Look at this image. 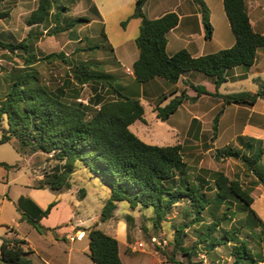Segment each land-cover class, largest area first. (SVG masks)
I'll return each mask as SVG.
<instances>
[{
    "label": "trees",
    "instance_id": "16d2710c",
    "mask_svg": "<svg viewBox=\"0 0 264 264\" xmlns=\"http://www.w3.org/2000/svg\"><path fill=\"white\" fill-rule=\"evenodd\" d=\"M4 0H0V4ZM199 6L205 30V39L213 37V26L210 9L204 0H194ZM147 0H137L133 18L141 20L136 46L139 57L133 65V80L125 85L118 78V71L101 70L94 62L69 61L65 54L51 53L37 55L34 43L29 39L19 43L6 42L0 39V49L18 55L24 66L11 73L10 84L4 100L0 103V145L16 141L22 148L45 154L54 153L59 167L48 183L49 189L55 192L69 190L72 187L71 177L78 165L88 168L94 175L107 184L109 197L101 212L103 222L111 219L120 202L127 201L135 210L138 207L153 209L156 216V228L167 218L173 207L187 201L193 214L192 223H204L203 213L211 205L221 207L225 202L232 204L234 198L241 206L250 209L255 200L251 190L243 188L239 180H229L219 174L215 180L214 198L207 196L205 189L208 183L200 180L198 184L189 180L184 161V148L181 144L171 146L151 145L140 139L131 131V126L138 121H145V108L141 102V86L153 79L161 78L177 84L183 77L192 72L212 77L215 92L211 93L203 86L191 84L197 93L195 97L187 96L183 91L170 102L165 96L155 107L156 116L161 121H168L187 101L197 102L199 97L207 95L219 98L222 109L213 120V132L217 135L218 123L227 105L254 106L259 99L264 101V79L258 83L257 93L249 91L223 95L220 88L228 82L229 73L237 67L250 69L256 62L258 51L264 48V34L255 31L248 13L246 0H223L224 10L229 20L235 44L228 49L193 57L186 49L173 55L167 53V35L179 25V15L170 12L157 19H148L144 13ZM52 0H39V5L28 19L29 26H41L49 21L52 13ZM62 7L56 13L59 21ZM7 14L0 13V20ZM128 19L127 21H129ZM89 23L84 17L72 19L62 30L70 31L77 25ZM126 22L123 23L125 25ZM106 47L110 52L114 67L120 64L114 55V48L107 36ZM100 46L76 48L75 51L86 53L99 49ZM60 60L67 65L68 72L63 86L53 90L43 81L36 65L42 61ZM117 68V67H116ZM88 84L102 86L103 90L90 99L88 105L78 100L82 88ZM134 87V88H132ZM105 91V93H102ZM174 92L171 96L176 95ZM110 98V99H109ZM99 107L98 109H96ZM93 115L88 117L89 109ZM240 148L228 146L220 150L219 158L241 160L250 171L256 172L259 184L264 187V168L256 169L264 157L263 141L247 136H239ZM0 167L10 166L0 161ZM38 189H46L39 186ZM57 203H51L46 209L41 208L29 197L21 196L17 203L20 222H27L39 234L55 231L45 227L41 222L49 217ZM230 207H227L229 210ZM234 214L226 211L221 218L214 215V221L206 226L195 242L192 250L199 244L205 245L208 251L216 250L223 245L233 244V264H260L248 242L239 240L234 232L221 230V226L232 220ZM98 225L86 229L85 238L89 240V257L95 264H124L120 256L119 240L98 229ZM188 224L175 228V247L182 248L183 236ZM11 237H2L0 246V264H33L34 251L25 239L18 237L15 228L8 227ZM220 234L216 235V233ZM237 232V231H236ZM238 233V232H237ZM192 255V252H185ZM172 264H184L172 259Z\"/></svg>",
    "mask_w": 264,
    "mask_h": 264
},
{
    "label": "rangeland",
    "instance_id": "374dc122",
    "mask_svg": "<svg viewBox=\"0 0 264 264\" xmlns=\"http://www.w3.org/2000/svg\"><path fill=\"white\" fill-rule=\"evenodd\" d=\"M210 1L214 38L211 41H204V36H202V41L197 47L199 52H196V46L195 48L189 46L188 39L180 38L175 40V43L171 42L168 49L170 55L186 49L196 57L204 53L210 54L227 49L234 44L235 37L225 13L223 1ZM52 2L53 10L49 21L37 27L29 26L28 19L32 12L38 8L39 0H4L0 4V13H5L7 16L0 20V39L19 43L29 39V33L33 32L31 41L34 43L38 56L62 52L73 63L77 61L94 62L99 64L98 67L101 70L112 71L114 61L106 47L105 32L107 31L111 43L117 48L120 44H125V48H129L130 40L139 35V20H125L126 23L123 25L116 24V19L111 18L107 24L106 21L103 24L96 20L92 24L83 23L70 31L56 32L55 35L50 36L56 30H62L70 20L80 18L85 10L89 11L85 15L94 17L93 11L89 10L88 0H52ZM62 7H66L68 11L61 10V16L57 21L56 13ZM199 34L198 31V36H200ZM127 41L129 42L126 44ZM92 46L100 47L86 53L75 51L76 48L83 49ZM133 47L137 50L135 42H133ZM23 66L24 63L18 55L0 49V103L4 100L7 87L10 84V79L7 76ZM241 68L243 67H239V69ZM36 69L40 71L42 81L53 90L63 86L66 73L69 71L67 65L60 60L42 61L36 65ZM193 73L194 77L192 78L195 81L207 82L211 80L210 82H212L213 80L212 77L202 73ZM118 78L126 85L132 82L123 70L118 71ZM166 84H159L157 81L151 80L145 83L143 88L141 87V102L145 108V121L136 122L131 126V131L151 145L181 144L184 148L183 156L186 163L185 175H188L189 180L195 184H198L200 180L206 181L208 186L205 191L210 198H214L216 193L215 180L219 174L226 176L229 180H239L243 188L251 190L255 202L250 209L255 212L254 214H251L248 207L241 206L238 201L232 198V204L225 202L221 207L211 205L209 210L204 211L202 215L204 223H192L193 214L189 210L187 201H184L176 204L167 218L156 228L154 226L156 216L153 209L138 207L133 210L127 201H123L120 202L113 217L103 222L101 212L109 197V188L100 177L80 164L71 177V189L62 192L52 191L49 189L48 183L52 181V175L56 169L62 168V164L59 165L53 157L54 153L33 152L29 148H22L16 141H11L0 145V161L10 166V168L0 167V245L2 237L12 236L8 232V227L15 228L22 236H27L39 249L43 246L42 240H57L53 232L48 231L45 237L47 239H44L33 226L19 221L17 203L19 198L24 196L31 198L45 209L51 203H57L58 206H55L56 209L47 224H60L58 230L66 229L69 234L63 235L62 238H67V240L61 238L62 243H59L61 246L65 245L66 248L69 245L79 247L87 242L86 239L84 243L76 245L77 243L70 241L69 235L75 236L76 232L85 231L97 224L99 225L98 229L116 235L121 243V250L125 246L127 252L133 255L135 261L138 260L139 263L143 260L146 263L151 262V264H172V259H174L184 264H233L235 260L232 255L233 244L220 246L213 251H208L205 245L199 244L197 249L192 250L202 231L214 221V215L221 218L227 211L234 215L231 221L225 220V223L220 227L221 230L234 232L239 240L247 241L249 249L256 259L260 261L259 256H261V260L264 261V187L259 184L257 173L250 171L241 160L219 158L218 153L228 146L240 148L237 141L239 136L235 137L234 135H240L245 123H254L258 116L251 118L249 112H244L241 109L238 110L239 115H237L235 113L237 105H229L225 117V125L228 124L225 126L227 129L223 131L222 136L214 135L213 120L222 109L223 103L222 100H218L219 98L211 99L206 96L201 102L193 103L187 100L168 121H161L155 112V107L161 99L168 96V99L162 104L165 106L171 99L180 96L183 92V89H180L179 93L171 96L173 84L170 82ZM199 85L214 89V86L211 87L212 83ZM250 85H252L251 82L245 79L230 82L222 86L220 93L232 94L248 91ZM102 90L100 85H85L78 101L87 106L89 100L95 99L96 94ZM192 95L196 96L197 93L194 90L187 93L189 97H193ZM256 108L257 113H262L264 104L262 103ZM248 109L250 110V108ZM92 115L93 111L90 108L88 117ZM193 115H197V118L192 121L191 116ZM230 124H234L233 128L230 127ZM262 168H264V157L256 170L261 172ZM41 185L48 189H38ZM228 206L229 210H227ZM186 224H188V228L185 229L183 236V247L176 248L175 228ZM218 234L220 232L216 233V235ZM140 244H143L142 248L139 247ZM190 251L192 255H185V252ZM123 259L125 260L124 256ZM260 264H264V262Z\"/></svg>",
    "mask_w": 264,
    "mask_h": 264
},
{
    "label": "crops",
    "instance_id": "0c3cea01",
    "mask_svg": "<svg viewBox=\"0 0 264 264\" xmlns=\"http://www.w3.org/2000/svg\"><path fill=\"white\" fill-rule=\"evenodd\" d=\"M204 1L206 2V4L208 5L210 9V19L212 21L211 1L210 0H204ZM246 1L248 4V13H249L254 29L257 32L264 34V0H246ZM136 2L137 0H88V6L90 7L89 10L93 11L94 17L91 18L85 15V14H88L89 12L87 10H85L84 13H82L80 16L87 18L89 20L88 24H92L96 20L100 21L101 23L106 21V24H107L108 20H110L111 18L113 20L116 19L115 20L116 24L117 23L123 24V22L128 19H130L131 21L139 20L141 24L140 19L132 17L134 15ZM170 12L177 13L179 15L180 21H179L178 27L175 30H172L167 35V38H168L167 53L168 54H169L168 49H169V46L171 45V42L174 41L175 43V40H178L180 38L184 40L188 39V43L190 47L194 46L195 48L196 46V52H199V50H197V47L202 41V36H204V41H211L214 38V27H213V37L211 38V40L205 39V30H204V26L202 22L201 11H200L199 6L195 3L194 0H147L144 6L145 15L148 19H151V20L160 18ZM125 30L127 29L125 28ZM198 31L200 32L199 34L200 36H198ZM105 33H106L109 43L113 46L114 44L111 43V39L108 37L107 31ZM137 37H135V39L132 38L130 40L129 48H125L124 46L125 44H120L119 48L113 46L114 55L116 56V59L120 64V67L116 66L117 68L114 67L112 71L123 70L128 75V78L131 80H133L134 78L133 77V65L139 57L138 49L135 50V48L133 47V42H135L136 44ZM128 42L129 41H127L126 44ZM196 54H200V53H196ZM191 55L195 57V54L191 53ZM204 55H207V54L204 53L202 55H197L196 57H201ZM192 77H194L193 72L183 77L177 84L172 83L173 84V87L171 89L172 93L174 92L179 93V90L183 89V91H186L189 94L193 90L191 88V84L195 86H203L206 88L207 91L211 93L215 92L214 80H212V82H210L211 80L210 81L208 80L207 82L195 81ZM201 79L205 80L206 78H201ZM242 79H245L246 81L251 82L252 85H250L249 87V90H248L249 92L257 93L258 83L259 81L264 79V48L258 51L256 62L250 69H246L244 67L239 69V67H237L233 69L232 71H230L228 82L224 84L223 86L227 85L230 82L231 83L238 82ZM152 81H157L159 84L164 83V85H167L166 83L169 82L161 78H156V79H153ZM204 83H208L209 85L212 83L211 87L214 86V89L212 90L204 85H199V84H204ZM141 87L143 88L144 84ZM172 93H170V95ZM141 94H142V90H141ZM223 95H226V94H223ZM192 96L195 97L194 95ZM206 96L207 95L200 96L198 99V102H201L202 100H204ZM210 98L216 99L213 97H210ZM218 100H221V99H218ZM262 103L264 104V101L262 99H259L257 104L254 106L237 105V107L235 108V113L237 115H239L238 110L241 109L244 112H249L251 115V118H254L255 116H258V118L254 121V123L252 122L245 123L242 133L240 135H234L235 137L236 136H247L251 138H256V139L262 140L264 144V108H263L262 113L256 112V109H257L256 107L260 104L262 105ZM228 107L229 105L225 107L224 112L221 115L219 123H218L217 135L219 136H222L224 134L223 131L227 129V127L225 126L228 124L225 125V117H226ZM248 108H250V110ZM196 118H197V115L191 116V120L192 119L195 120ZM233 125L234 124H230V127L233 128ZM55 209L56 207L52 210L49 217L44 218L41 223L45 227L50 228L52 230L57 228V230L51 231V233L53 232V235L55 239L57 240L55 241L42 240L43 246L39 249L38 247L34 246V244L30 241V239H28L27 236H22L17 231L18 237L21 239H25L29 243V247L34 251V254L31 257L33 264H95L89 257L90 250H89V240L88 239L86 243H84L86 238L82 241H74V243H77L76 245H80L84 243L80 245L79 247L78 246L73 247V245L72 246L69 245L66 248L65 245L61 246L59 244V243H62L60 239L63 237V235H68L69 233L66 232V229L58 230V227L60 226V224H56V225L47 224V222L49 221ZM22 223H27V222H22ZM97 227H99V225ZM104 232L117 238V236L112 233H108L106 231ZM41 237H43L44 239H47L45 238L46 234L41 235ZM63 240H67V238H64ZM64 243L66 244V242ZM122 253L127 262L123 259ZM120 256L124 264H151V262L146 263L143 260L140 261V263L138 260L136 262L135 259L133 258V255L127 252V249L125 248V246L123 250H121V243H120Z\"/></svg>",
    "mask_w": 264,
    "mask_h": 264
},
{
    "label": "built area",
    "instance_id": "2783aa9c",
    "mask_svg": "<svg viewBox=\"0 0 264 264\" xmlns=\"http://www.w3.org/2000/svg\"><path fill=\"white\" fill-rule=\"evenodd\" d=\"M85 238V232L84 231H78L76 232L75 236H70L69 239L70 241L74 242V241H82ZM140 248L143 247V244H140L139 246Z\"/></svg>",
    "mask_w": 264,
    "mask_h": 264
}]
</instances>
